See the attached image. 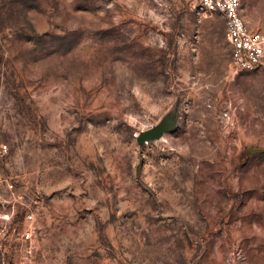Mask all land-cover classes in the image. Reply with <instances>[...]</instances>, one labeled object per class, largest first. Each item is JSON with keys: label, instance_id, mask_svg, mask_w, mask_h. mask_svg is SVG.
I'll return each mask as SVG.
<instances>
[{"label": "rangeland", "instance_id": "rangeland-1", "mask_svg": "<svg viewBox=\"0 0 264 264\" xmlns=\"http://www.w3.org/2000/svg\"><path fill=\"white\" fill-rule=\"evenodd\" d=\"M0 178V264H264V61L198 0H0Z\"/></svg>", "mask_w": 264, "mask_h": 264}, {"label": "built area", "instance_id": "built-area-1", "mask_svg": "<svg viewBox=\"0 0 264 264\" xmlns=\"http://www.w3.org/2000/svg\"><path fill=\"white\" fill-rule=\"evenodd\" d=\"M205 11H219L225 18L231 46L232 70H255L264 61V32L252 29L243 16V0H198ZM3 180L0 178V190Z\"/></svg>", "mask_w": 264, "mask_h": 264}, {"label": "water", "instance_id": "water-1", "mask_svg": "<svg viewBox=\"0 0 264 264\" xmlns=\"http://www.w3.org/2000/svg\"><path fill=\"white\" fill-rule=\"evenodd\" d=\"M180 99L171 107L152 127L140 131L137 136L140 144H146L151 140H159L164 137L167 132L174 131L180 119Z\"/></svg>", "mask_w": 264, "mask_h": 264}]
</instances>
